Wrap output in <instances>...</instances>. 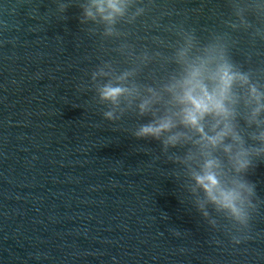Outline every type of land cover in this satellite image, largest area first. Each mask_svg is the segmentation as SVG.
<instances>
[{"label": "water", "instance_id": "95a60500", "mask_svg": "<svg viewBox=\"0 0 264 264\" xmlns=\"http://www.w3.org/2000/svg\"><path fill=\"white\" fill-rule=\"evenodd\" d=\"M99 2L0 0V264H264V154L240 231L195 179L212 160L231 189L236 153L264 150V0ZM225 63L247 77L229 115L186 125L185 93H212ZM164 119L159 140L136 138Z\"/></svg>", "mask_w": 264, "mask_h": 264}, {"label": "clouds", "instance_id": "9594fccd", "mask_svg": "<svg viewBox=\"0 0 264 264\" xmlns=\"http://www.w3.org/2000/svg\"><path fill=\"white\" fill-rule=\"evenodd\" d=\"M93 6L98 12L103 14L106 9L112 10V12H119L117 7V0H100L99 3H94ZM89 17L92 16L91 11L86 13ZM106 20L112 19L111 15L104 17ZM199 70H197L198 72ZM239 78L247 82V77L238 73H234L229 64L225 63L221 65L215 74L214 79L217 80V85L212 93H208L206 89H203L200 95L194 94L191 90L185 93L184 101L187 103L185 108L184 123L192 127L199 128L200 121L204 116L209 114H215L218 116L229 115L227 108L225 107V100L228 99L233 83ZM124 89L120 87H114L112 85L104 86L100 91L102 100L116 103L118 99L123 95ZM255 93V88L252 89ZM143 113L146 109V105L140 106ZM259 111V109H257ZM105 119L112 120L113 113L106 112L104 114ZM173 127L170 119H164L158 122V124L142 125L135 133L137 139L152 138L159 140L165 133L169 132ZM228 134V131L218 134L211 139L213 145L220 143L224 136ZM234 139H239L234 137ZM264 139V137H262ZM178 140L177 136H170L164 141L165 149L168 145L175 146ZM229 151V149H226ZM261 156L264 154V150H255L253 153L247 149L241 148L234 157V167L237 174H242L243 179L237 181L235 186L228 190H221L219 187V181L212 169L216 166L215 161L209 160L205 165V172L203 175L196 176L197 184L204 190L210 203L217 208L228 213L230 220L233 224L238 226V231L245 229L249 225L251 214L256 210L257 205L253 203V198L256 197L255 185L245 179V175L253 165L251 159L252 155ZM205 217L208 216L207 212H204ZM234 243H240V240L233 237Z\"/></svg>", "mask_w": 264, "mask_h": 264}]
</instances>
